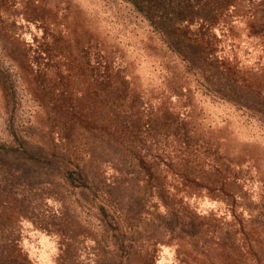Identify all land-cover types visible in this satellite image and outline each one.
<instances>
[{
    "label": "rangeland",
    "instance_id": "374dc122",
    "mask_svg": "<svg viewBox=\"0 0 264 264\" xmlns=\"http://www.w3.org/2000/svg\"><path fill=\"white\" fill-rule=\"evenodd\" d=\"M0 264H264V0H0Z\"/></svg>",
    "mask_w": 264,
    "mask_h": 264
}]
</instances>
